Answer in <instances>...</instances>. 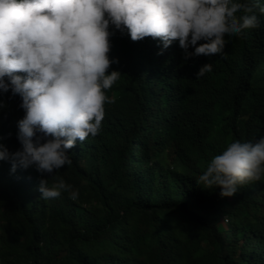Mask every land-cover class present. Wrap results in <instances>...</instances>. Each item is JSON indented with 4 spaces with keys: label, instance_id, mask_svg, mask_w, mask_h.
<instances>
[{
    "label": "trees",
    "instance_id": "obj_1",
    "mask_svg": "<svg viewBox=\"0 0 264 264\" xmlns=\"http://www.w3.org/2000/svg\"><path fill=\"white\" fill-rule=\"evenodd\" d=\"M257 15V28L225 37L222 55L210 58L115 31L109 71L121 76L106 92L100 131L53 170L77 198L40 199L39 180L51 174L0 160V264H264V178L231 197L195 183L226 143L264 135ZM204 65L211 71L195 80ZM17 96L0 94L9 152L20 148Z\"/></svg>",
    "mask_w": 264,
    "mask_h": 264
},
{
    "label": "clouds",
    "instance_id": "obj_2",
    "mask_svg": "<svg viewBox=\"0 0 264 264\" xmlns=\"http://www.w3.org/2000/svg\"><path fill=\"white\" fill-rule=\"evenodd\" d=\"M262 0H0V94L18 95L20 148L0 143V160L51 174L40 179V199L67 193L71 184L53 174L71 163L70 149L100 131L107 90L120 78L109 71L110 37L127 33L132 41L158 39L163 48L178 42L185 58L222 55L225 37H241L258 27ZM192 48L189 52L188 49ZM211 71L202 66L199 80ZM4 107L0 102V108ZM264 178V135L231 140L206 162L195 183L220 197L238 185Z\"/></svg>",
    "mask_w": 264,
    "mask_h": 264
}]
</instances>
